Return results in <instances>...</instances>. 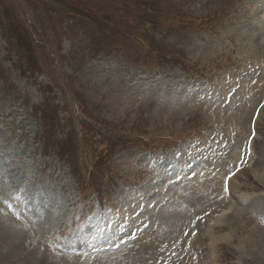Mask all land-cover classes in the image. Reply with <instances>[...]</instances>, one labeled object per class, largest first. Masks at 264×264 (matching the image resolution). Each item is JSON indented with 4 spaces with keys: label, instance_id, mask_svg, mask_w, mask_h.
<instances>
[{
    "label": "rangeland",
    "instance_id": "1",
    "mask_svg": "<svg viewBox=\"0 0 264 264\" xmlns=\"http://www.w3.org/2000/svg\"><path fill=\"white\" fill-rule=\"evenodd\" d=\"M0 264H264V0H0Z\"/></svg>",
    "mask_w": 264,
    "mask_h": 264
}]
</instances>
